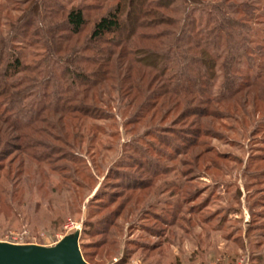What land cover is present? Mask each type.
I'll use <instances>...</instances> for the list:
<instances>
[{
  "label": "rangeland",
  "instance_id": "rangeland-1",
  "mask_svg": "<svg viewBox=\"0 0 264 264\" xmlns=\"http://www.w3.org/2000/svg\"><path fill=\"white\" fill-rule=\"evenodd\" d=\"M206 1L210 8L223 0ZM228 2L260 16L252 41L264 52V0ZM51 3L60 10L57 24L72 8H88L80 45L115 5L0 0V40L31 69L18 75L30 82L14 91L22 92L14 111L0 97V242L52 247L79 229L93 264H264V94L254 89L222 102L219 71L211 94L217 103L206 117L183 118L181 105L136 123L117 93H96L98 103L77 96L84 103L74 105H88V117L34 116L40 102L61 98L62 86L43 78L60 69L62 56L50 53L45 39L32 44L16 32L25 16L35 20L31 32L50 29L42 20ZM256 66L235 68V89L264 68V56Z\"/></svg>",
  "mask_w": 264,
  "mask_h": 264
},
{
  "label": "trees",
  "instance_id": "trees-1",
  "mask_svg": "<svg viewBox=\"0 0 264 264\" xmlns=\"http://www.w3.org/2000/svg\"><path fill=\"white\" fill-rule=\"evenodd\" d=\"M228 1L209 8L206 0H108L115 5L94 20L89 39L83 45L78 41L91 19L86 6L72 8L65 21L57 24L52 19L59 16L60 10L51 3L49 15L42 20H47V31L41 23V28L31 32L33 16L21 18L16 38L29 43L45 39L51 44L48 51L62 56L55 60L62 64L60 69L43 78V84L56 80L62 86L56 90L61 98L57 97L53 104L43 100L33 115L49 112L65 118L81 113L88 117V105L83 110L74 105L81 102L80 98L76 100L77 96L98 103L96 93L106 97L117 93L120 109L131 110V120L136 123L148 120L149 116V121L155 120L156 115H167L181 105L185 106L180 114L183 118L206 117L210 116L206 109L217 103L211 94L219 71L225 81L222 102L254 89L264 94V68L247 83L234 88L235 68L242 61L255 67L264 52L252 41V24H261L260 16L250 10L252 6L235 11ZM30 71L19 54L0 40V97L8 100L11 112L15 110L12 103L22 95L14 91L30 82L17 81L18 75ZM109 101L102 104L106 106ZM1 112L4 116V110ZM26 126L30 128L32 123ZM80 246L84 259L93 264L85 245Z\"/></svg>",
  "mask_w": 264,
  "mask_h": 264
},
{
  "label": "water",
  "instance_id": "water-1",
  "mask_svg": "<svg viewBox=\"0 0 264 264\" xmlns=\"http://www.w3.org/2000/svg\"><path fill=\"white\" fill-rule=\"evenodd\" d=\"M81 232L64 237L52 247L0 242V264H89L80 246Z\"/></svg>",
  "mask_w": 264,
  "mask_h": 264
},
{
  "label": "built area",
  "instance_id": "built-area-1",
  "mask_svg": "<svg viewBox=\"0 0 264 264\" xmlns=\"http://www.w3.org/2000/svg\"><path fill=\"white\" fill-rule=\"evenodd\" d=\"M77 231H79V229H78ZM80 232H81V231H80ZM245 264H247V263H245Z\"/></svg>",
  "mask_w": 264,
  "mask_h": 264
}]
</instances>
